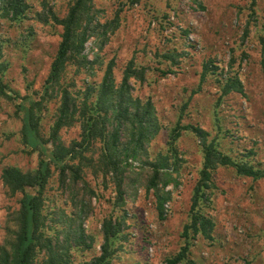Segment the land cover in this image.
I'll return each instance as SVG.
<instances>
[{
    "label": "rangeland",
    "instance_id": "rangeland-1",
    "mask_svg": "<svg viewBox=\"0 0 264 264\" xmlns=\"http://www.w3.org/2000/svg\"><path fill=\"white\" fill-rule=\"evenodd\" d=\"M27 2L29 9L21 21L0 10V67L5 83L4 93L0 91V242L7 236L9 213L18 208L21 197L7 193L2 170L6 166L33 169L38 162V152L21 140L17 105L40 99L61 39L62 27L52 20L42 21L39 12L47 3L64 16L70 5V0ZM95 7L103 20L112 19L122 8L120 27L111 33L104 49L94 37L89 38L83 54L94 63L88 67L70 63L63 86L76 93L98 84L112 59L120 82L127 63L134 58L138 66L148 67L144 83L132 79L134 94L153 99L163 125L149 145L152 159L168 154L170 130L182 115L183 124L200 125L211 138H219L226 153L236 156L254 149L256 162L264 163V0H138L134 4L131 0H95ZM165 54H174L176 60ZM209 61L218 68L202 81L204 64ZM228 72L241 79L243 93L223 95L220 81ZM58 104L57 96L45 103L41 121L45 137ZM80 133L75 122L62 128L60 137L69 144L79 139ZM48 145L52 147L51 142ZM176 145L178 169H166L174 180L160 187L169 195L163 218L155 190L146 189L148 167L139 159L127 161V238L111 264H166L167 257L185 243L184 225L189 221L203 153L191 130H184ZM86 154L96 160L85 168V176L96 190L94 212L84 224L94 243L86 250L73 249L76 262H87L100 252L102 220L112 212L115 196L113 178L105 177L98 161V144ZM214 181L217 187L205 208L215 221L214 238L198 235L193 239L191 258L196 264H264V178L254 179L238 174L233 167L220 166ZM49 193L52 205L63 204L66 195L58 188L56 174ZM41 256L34 264H41Z\"/></svg>",
    "mask_w": 264,
    "mask_h": 264
},
{
    "label": "trees",
    "instance_id": "trees-1",
    "mask_svg": "<svg viewBox=\"0 0 264 264\" xmlns=\"http://www.w3.org/2000/svg\"><path fill=\"white\" fill-rule=\"evenodd\" d=\"M138 0H131L134 4ZM39 18L50 20L62 27L57 52L51 63L44 84V93L39 100H28L17 105V116L21 120L20 135L23 144L38 152L35 168L23 170L6 166L2 170V181L10 196L21 195L17 209L10 211L7 219V236L0 242V264H34L42 255L41 264H111L116 253L123 248L124 233L128 226L129 212L126 203L127 161L139 159L148 167L146 189L155 190L157 208L164 217V203L169 198L161 186L173 179L166 169H178L179 150L176 145L184 130H191L200 140L203 153L202 167L191 197L189 221L184 225L185 243L166 264H196L191 258L192 240L198 235L214 238L215 221L205 212L211 203L214 189V173L220 166L233 167L238 174L254 179L264 178V163L256 162L254 149L233 156L221 149L219 138H211L210 132L200 125L183 124L182 115L171 128L168 139V154L160 153L151 158L149 145L163 125L152 98L143 99L134 94L132 79L144 83L148 67L138 66L132 58L127 63L120 82L115 76V59L104 69L101 81L87 86L85 91L74 92L62 85L66 69L72 62L88 67L93 61L83 54L90 37L96 39L104 49L121 22L122 8L112 19L103 20L95 7V0H70L67 13L58 15L47 3ZM27 0H0V10L14 21L26 17ZM248 34V31H247ZM1 55V54H0ZM176 60L174 54H165ZM218 65L206 62L202 81L214 73ZM166 74V71H163ZM223 95L233 91L244 92L241 79L229 72L220 81ZM2 68L0 67V91L4 93ZM59 97L55 120L48 137L42 133V114L46 101ZM79 123L80 138L65 144L62 128ZM52 144L49 148L48 143ZM98 144L99 162L103 174L111 175L115 184L112 212L102 220L103 240L100 252L87 262H76L73 249H89L94 237L86 231L85 221L93 212L92 199L96 190L85 176V168L94 165V157L87 152ZM56 174L58 188L66 195L63 204L54 202L49 193V184ZM67 204L70 208L67 209Z\"/></svg>",
    "mask_w": 264,
    "mask_h": 264
}]
</instances>
